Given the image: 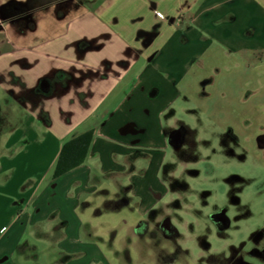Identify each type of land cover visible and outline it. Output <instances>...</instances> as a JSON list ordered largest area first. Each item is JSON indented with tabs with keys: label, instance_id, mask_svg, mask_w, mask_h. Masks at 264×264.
Returning a JSON list of instances; mask_svg holds the SVG:
<instances>
[{
	"label": "crops",
	"instance_id": "0c3cea01",
	"mask_svg": "<svg viewBox=\"0 0 264 264\" xmlns=\"http://www.w3.org/2000/svg\"><path fill=\"white\" fill-rule=\"evenodd\" d=\"M12 1L31 15L0 32L2 99L23 100L10 106L21 120L8 129L0 160V264L10 260L26 225L43 218L66 222L58 238L69 249L80 242L77 229L96 240L90 225L75 219L76 225L69 215L94 204L92 181L114 182L116 190L101 192V204L116 212L128 176L130 195L147 214L150 190H165L164 126L175 117H164L189 77L200 84V61L217 63V51L241 54L264 76V0H0V13ZM88 131L94 139L85 164L58 179L54 171L47 175L63 144ZM136 150L152 160H127ZM134 165L147 168L146 175L139 177ZM68 248L63 253L72 255Z\"/></svg>",
	"mask_w": 264,
	"mask_h": 264
},
{
	"label": "rangeland",
	"instance_id": "374dc122",
	"mask_svg": "<svg viewBox=\"0 0 264 264\" xmlns=\"http://www.w3.org/2000/svg\"><path fill=\"white\" fill-rule=\"evenodd\" d=\"M239 55L241 54L231 55L217 51L215 54L218 58L217 63L209 59L205 61L203 67L200 66V73L197 72L200 79L215 75L214 84L206 88V92L210 94L207 98L198 96V76L189 77L183 86L185 89L183 97L174 106L177 113L175 120L198 130L199 138L212 144L217 140V135L222 134L227 126L231 125L240 133L243 140L252 142L249 146L254 147L256 133L264 128V76L261 70L254 69L255 63L254 68H250L248 66L250 62L240 60ZM217 67L221 68V73L214 74ZM201 90L200 86V92ZM249 91H252V94L245 102ZM2 98L0 91V103L3 104L5 98ZM2 119L4 118H1L0 114V120ZM20 120V111L16 110L12 122L1 128L0 160L8 152L5 148L11 134L8 129ZM237 151L238 154L241 153L240 150ZM255 151L253 150L252 155H248L244 162L238 158H226L222 154L209 160L180 165L188 190L178 197L181 208H175L177 210L175 213L178 216L177 225L178 221H181L178 225L182 233L179 243L188 250V264H198L201 258H204L205 264H210L211 256L228 255L232 251L231 246H235L238 251L247 249L250 252L257 246L255 236L264 227V153L258 154ZM139 162L137 165L142 164ZM53 171L52 169L47 175L51 177ZM188 171H193L195 175ZM234 175L240 176L241 180L236 182V185H230L229 179ZM121 181L125 184L130 183L128 176L123 177ZM46 182H49V179H46L44 184ZM90 186L95 189L91 198L94 204L87 208L80 207L74 215L73 213L69 215L76 225L75 219L81 220L84 227L90 225L92 227L90 233L96 240L93 239L91 242L92 239L85 229L82 231L77 229L76 234H79L80 242L71 245L69 249L58 238L65 235L55 229L56 222L49 217L43 218L36 222L35 227L26 225L21 241L14 244L10 260L4 264H63L59 259L63 258L65 255L63 252L67 248L72 252L73 264H123V252L126 248H130L134 264L142 262L155 264L150 243L138 242L135 236V227L145 217L141 207L135 204L137 199L132 202L129 200L116 212H108L107 205H103L101 192L116 190L114 182L105 177L97 182L92 181ZM232 197H236L239 202L233 203ZM175 199L177 197L170 193H162L159 199L152 196L146 205L151 203L152 207H159ZM94 205H102V208H94ZM224 205L228 207L229 215L232 217V227L227 232L230 236L226 238L218 235L207 217L217 206ZM98 211L102 214L98 215ZM113 231L116 232L115 238L112 235ZM18 233L17 231L13 235V240ZM91 243L96 247H92ZM205 243L210 245L209 250L205 249ZM10 245L8 247L11 248ZM87 251L88 255L83 256L82 252ZM254 258L248 259L258 264Z\"/></svg>",
	"mask_w": 264,
	"mask_h": 264
},
{
	"label": "flooded vegetation",
	"instance_id": "af4514ba",
	"mask_svg": "<svg viewBox=\"0 0 264 264\" xmlns=\"http://www.w3.org/2000/svg\"><path fill=\"white\" fill-rule=\"evenodd\" d=\"M4 7V6H3ZM3 7L0 13V32L3 30L5 23L11 21H19L21 19L30 16L31 13L26 6H13L7 11H3ZM200 66L203 67V62L200 61ZM221 73V68H215L214 74ZM215 82V75H209L201 80L199 84V98H207L210 96L206 92V88L213 85ZM200 86L202 88L200 92ZM41 90V88H40ZM38 90V91H40ZM252 91H249V95L244 99L247 102L250 99ZM18 102L22 104V97H11L7 99L2 106H0V130L5 125L10 123V120L14 118V114L10 112V106L12 103ZM177 115L175 108L169 111L164 117L167 122L169 118H174ZM247 121H245V124ZM264 128L257 132L254 138V147L249 146L252 142L247 139H242L236 129L229 125L222 132L217 135L215 143L207 140H201L199 138L198 130L186 125L182 121L172 120V125L164 126V135L167 140V152L166 162L162 167L159 175V183L164 187V193L177 197L167 205H161L159 207H152L144 219L140 220L134 229L136 239L141 243H150V248L154 255L155 264H188V250H185L179 241L182 239V233L178 226L181 221L176 223L178 216L176 215L175 208H181V202L178 198L182 196L184 192L188 190V184L185 181L184 171H180V165L188 163H197L205 160H209L212 157L224 155L226 158H238L241 162L246 161L248 155H252L253 150H256L258 154L264 153ZM240 150V154L238 151ZM207 152V154H206ZM127 160L146 161L152 160V156L149 153L141 150H136L133 155L127 158ZM135 170L139 177H144L147 172V168L144 166L137 168L136 165L131 166ZM191 175H195L193 171H188ZM241 180L240 176L234 175L229 179L230 185L235 184ZM134 185H119L118 199L116 200L117 206L128 203L129 200L135 201L137 198L130 194L134 190ZM151 195L157 199L162 197L161 190H150ZM233 203L239 201L236 197H232ZM137 206H141L142 201L137 199L135 202ZM171 207L173 210H171ZM167 209V212H165ZM209 223L213 227L219 236L226 238L230 235L227 233L232 227V217L229 215L227 206H217L215 211H212L208 216ZM203 238V237H202ZM201 238V239H202ZM257 238V240H256ZM256 244L254 250L251 252L247 249H240V251L231 246L230 253L223 257L211 256L212 261L210 264H254L248 258L255 257L254 260L258 264H264V227L255 236ZM129 243H131L129 241ZM210 245L205 243V249L209 250ZM124 263L134 264L131 257L130 248H126L123 252ZM140 264H146L142 262ZM198 264H205L204 258H201Z\"/></svg>",
	"mask_w": 264,
	"mask_h": 264
},
{
	"label": "trees",
	"instance_id": "16d2710c",
	"mask_svg": "<svg viewBox=\"0 0 264 264\" xmlns=\"http://www.w3.org/2000/svg\"><path fill=\"white\" fill-rule=\"evenodd\" d=\"M13 6H23L22 4L12 1L3 7V11H7ZM94 139V132L88 131L81 135L75 136L65 142L61 148L58 160L54 168L53 178L58 179L63 175L83 166L89 156L91 145ZM55 214L51 216L54 218ZM66 222H60L55 229L62 231L66 227ZM22 248V247H21ZM23 250V249H21ZM72 255H64L59 259L63 264L68 263Z\"/></svg>",
	"mask_w": 264,
	"mask_h": 264
}]
</instances>
